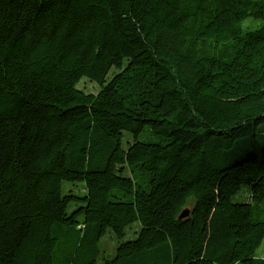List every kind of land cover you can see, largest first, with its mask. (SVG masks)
I'll use <instances>...</instances> for the list:
<instances>
[{
    "label": "trees",
    "instance_id": "trees-1",
    "mask_svg": "<svg viewBox=\"0 0 264 264\" xmlns=\"http://www.w3.org/2000/svg\"><path fill=\"white\" fill-rule=\"evenodd\" d=\"M0 264H264V0H0Z\"/></svg>",
    "mask_w": 264,
    "mask_h": 264
},
{
    "label": "rangeland",
    "instance_id": "rangeland-1",
    "mask_svg": "<svg viewBox=\"0 0 264 264\" xmlns=\"http://www.w3.org/2000/svg\"><path fill=\"white\" fill-rule=\"evenodd\" d=\"M78 87L88 92H96L98 90L97 84L95 82L90 81L87 77L82 78V80L78 84ZM261 137L263 136L260 135V138ZM68 183L69 182H66V184ZM78 183L79 182H76L75 185H77ZM140 228L141 225L138 221L133 222L126 228V235L120 240L116 238L112 229H108L107 233L100 239V247L102 252L106 255H113L115 252V248L118 244V240L119 242H121L125 240L134 239L137 236V233L135 231L139 230Z\"/></svg>",
    "mask_w": 264,
    "mask_h": 264
},
{
    "label": "water",
    "instance_id": "water-1",
    "mask_svg": "<svg viewBox=\"0 0 264 264\" xmlns=\"http://www.w3.org/2000/svg\"><path fill=\"white\" fill-rule=\"evenodd\" d=\"M187 214H188V210L184 211V212L181 214L180 218H183V217L186 216Z\"/></svg>",
    "mask_w": 264,
    "mask_h": 264
}]
</instances>
